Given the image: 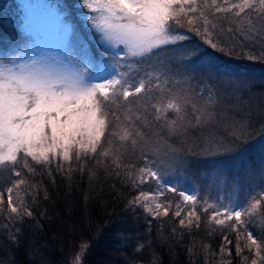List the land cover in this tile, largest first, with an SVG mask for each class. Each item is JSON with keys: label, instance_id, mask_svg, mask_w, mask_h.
I'll return each mask as SVG.
<instances>
[{"label": "trees", "instance_id": "obj_1", "mask_svg": "<svg viewBox=\"0 0 264 264\" xmlns=\"http://www.w3.org/2000/svg\"><path fill=\"white\" fill-rule=\"evenodd\" d=\"M54 1L73 27H86L85 33L77 29L81 35L75 44L72 40L71 56L80 53L83 46L94 58V65L102 61L105 56L101 42L98 34L89 29L86 20L90 12L83 7V0ZM208 19L216 25L213 30L210 24L209 30L223 51L206 44L201 35L185 25L177 29L188 37L183 43L198 47L205 53L203 60H181L172 45L154 50L145 60L131 59L136 65L131 75L142 79L148 72L160 76V80H153L146 93L130 98L132 103L120 100L113 105L121 120L113 121L101 144L107 147L105 141L110 140L116 150L122 151L120 168L115 167L111 156L101 155L102 147L94 156L81 155L79 160L74 149L70 162L54 158L49 164H36L28 157L32 171L22 164L18 167L26 184L21 185L19 195L14 190L13 203L22 199L32 215L27 216L23 209L19 217L11 214L12 219L7 211L0 213V264H71L82 245L79 264H240L242 252L237 255L236 245L244 248L243 229L237 225L239 231H233V222L228 221L224 226L210 223L211 207L203 211L204 193L198 195L196 205L199 227L179 224L191 205H186L177 193L164 190L160 197L163 204L170 205L167 216L148 212L142 200L132 203L156 184L149 180L136 187L129 173L133 166L142 168L148 161L159 160L158 150L163 146L177 153L175 168H183L196 179L209 170L213 150H243L264 135V78L260 76H264V40L247 39L242 22L237 23L230 13L209 15ZM22 21L18 0H0V49L29 53L31 36ZM107 58L111 60V54ZM208 62L220 68L221 73L209 67ZM224 68L250 77L253 73L260 75L252 79L242 76L246 82L231 88L227 82L231 75L223 74ZM180 92L186 93L192 103L179 116L173 110H154V105L163 108ZM128 115L144 136L137 145L125 144L121 150L120 141L110 133ZM137 115L139 120L135 119ZM177 119L182 127L174 131L170 122ZM6 179V175L0 176V185ZM177 205L181 210L179 217L174 214ZM4 207L7 208L6 192ZM254 233L257 239L261 238L257 231ZM260 234H264V229ZM37 257L43 262L38 263Z\"/></svg>", "mask_w": 264, "mask_h": 264}, {"label": "snow or ice", "instance_id": "obj_2", "mask_svg": "<svg viewBox=\"0 0 264 264\" xmlns=\"http://www.w3.org/2000/svg\"><path fill=\"white\" fill-rule=\"evenodd\" d=\"M83 7L94 14L90 21L100 33L98 39L102 54L105 57L111 54L113 63L109 64L112 69L109 75L89 71L94 66V58L83 46L80 53L62 59L37 57L22 49L13 53L0 49V176L7 177L5 184L0 185L3 187V191H0V213L7 211L9 219H12L11 214L19 217L22 209L27 216L32 215L22 199L13 203L14 190L19 195L21 185L26 184L18 167L22 164L32 171L27 163L28 157L36 164H49L54 158L70 162L74 149L77 160L81 155L94 156L97 148L102 147V139L113 121L121 120L113 105L120 100L132 103L130 98L146 93L153 80H160V76L148 72L140 79L127 70L119 71L120 68L132 67L131 64H121L122 60L137 59L139 62L153 55L154 50L169 45L175 46V55L181 60H203L205 53L198 47L183 43L188 37L177 29L185 25L201 35L206 44L223 51V47L214 42L213 31L209 30L211 22L208 16L219 13H230L237 23L242 22L241 28L247 33V39L264 40V0H237L232 3L230 0H83ZM211 28L215 30L216 25L211 24ZM228 31L231 32L232 29ZM120 45L124 47L121 48ZM261 54L264 55V52ZM208 66L221 72L211 62H208ZM223 74L250 77V74L228 68L223 69ZM190 103L192 101L189 96L180 92L174 94L163 108L153 107L158 113L173 110L179 116ZM192 107L195 108V104ZM135 119L139 120V115ZM170 123L174 131L182 127L179 119ZM110 134L118 138L121 150L125 144L137 145L144 136L131 115L115 124ZM78 137L81 139H77ZM105 143L107 147H102L101 155L111 156L112 163L120 168L122 151L116 150L110 140ZM145 159L147 161L146 157ZM177 159L174 153H169L159 160L146 162L142 168L133 166L129 178L136 187L151 180L165 191L177 193L186 205H191L179 224L186 228L193 224L199 227L197 197L179 191L175 186L168 187V182L164 179V165L171 167ZM99 162L98 160L97 163ZM9 183L11 186H7ZM5 192L7 208L4 207ZM161 195L163 192L150 197L141 192L132 203L146 201L143 206L148 212L167 216L170 205L157 202ZM176 207L174 214L179 217L181 210L179 205ZM208 207L213 208L209 222L221 226L226 221L233 222L230 225L233 231H239L236 227L239 225L246 234L245 248L256 257L251 264H264V234L258 233L261 238L257 239L252 231H248L249 225H255L257 218L264 229V186L259 193L250 194L243 203L219 208L210 205L204 207L203 211L207 212ZM225 240L231 243L227 237ZM224 251L222 248L221 252ZM236 251L237 255L243 251L239 243ZM243 259L247 260V257ZM74 264H79V256Z\"/></svg>", "mask_w": 264, "mask_h": 264}, {"label": "rangeland", "instance_id": "obj_3", "mask_svg": "<svg viewBox=\"0 0 264 264\" xmlns=\"http://www.w3.org/2000/svg\"><path fill=\"white\" fill-rule=\"evenodd\" d=\"M18 2L23 15L22 27L31 36L29 53L37 57L49 56L61 59L65 56L71 57V49H74L72 40H74L75 44L77 36L81 35L79 30L81 29L84 32L86 29L85 24L81 25L82 28L79 26V28L73 27L65 17L64 11L54 0H18ZM92 15L94 14L89 13L86 20L89 22V29L100 36V33L91 24L90 17ZM120 47L123 48L124 46L120 45ZM111 63H113L112 59L109 60L105 57L102 61H98L89 71L99 72L100 75H109L112 71L111 67H109ZM125 63L131 64L132 67L118 70L121 72L126 70L134 72L136 65L132 60L121 61V64ZM258 74L253 73L251 77H258ZM260 76L264 78L263 75ZM227 82L229 87L235 88L234 85L246 82V78L231 75L227 77ZM157 144L160 145L159 143ZM169 153H174L178 157L176 152L163 146V148L158 150L159 159ZM208 162L210 164L209 170L205 174L199 175L200 177L196 179L186 174L183 168L177 170L174 164L171 167L165 164L164 179L168 182V187L175 186L179 191L195 195L197 201L198 195L204 193L205 207L216 205L219 208L229 204L243 203L250 194L259 193L262 186H264V135L257 138L252 145L243 150L215 149L212 151V157L209 158ZM152 186L151 189L149 188L143 193L150 197L155 196L158 192L164 193L163 188L157 185ZM161 196H159L157 201L159 203H162ZM142 202L143 204L146 203L143 200ZM152 206L155 207L154 205ZM189 210L190 208H187L185 213ZM211 212H213V208H211ZM261 229L258 218L255 225H249L248 227V231H252L254 236H256L254 231L260 233ZM245 235L243 231V239ZM243 239H241L243 241L241 243L244 246V250L242 251L240 264H251V261L256 259V257L254 253H249L245 248ZM83 249L84 245L73 256L71 264H74L78 256L80 261ZM243 257H247V260H244ZM37 258H39L38 263L43 262L40 257Z\"/></svg>", "mask_w": 264, "mask_h": 264}]
</instances>
